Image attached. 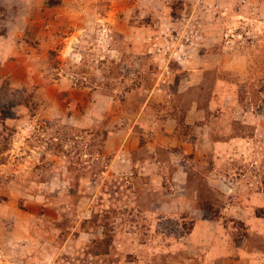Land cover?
Listing matches in <instances>:
<instances>
[{"label": "rangeland", "instance_id": "rangeland-1", "mask_svg": "<svg viewBox=\"0 0 264 264\" xmlns=\"http://www.w3.org/2000/svg\"><path fill=\"white\" fill-rule=\"evenodd\" d=\"M0 264H264V0H0Z\"/></svg>", "mask_w": 264, "mask_h": 264}]
</instances>
